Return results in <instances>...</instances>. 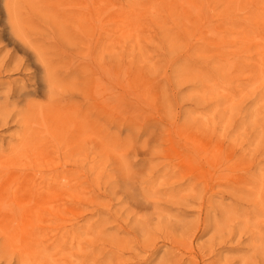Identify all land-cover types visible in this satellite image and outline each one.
Segmentation results:
<instances>
[{
	"label": "rangeland",
	"instance_id": "1",
	"mask_svg": "<svg viewBox=\"0 0 264 264\" xmlns=\"http://www.w3.org/2000/svg\"><path fill=\"white\" fill-rule=\"evenodd\" d=\"M154 19L147 18L132 33L135 38L114 42L109 52L111 112L127 121L112 128L111 137L119 142L106 157L95 151L84 161L77 158L83 192L94 196L92 204L84 202L78 226L95 229L92 236L80 230L73 241L83 246L78 259L88 253L91 258L96 249L101 264H174L177 258L192 264V257H199V264H264V205L259 198L264 196V54L235 47L234 56L226 50L187 48L185 33L176 40L173 28L156 26ZM3 47L0 41V63L6 55ZM18 77L12 76L11 81L17 78L13 84L0 79L1 102L8 88L15 87L9 98L12 113L18 111L22 88L31 95L41 90L35 75ZM152 122L160 130L156 143L143 144L145 137L137 139L128 130ZM22 126L0 124V148L14 146ZM169 138L179 139L171 150ZM202 145L210 147L205 155L195 152ZM219 149L232 155L229 165L223 166ZM212 157L221 159L213 172L218 176L207 179L202 167L196 170L193 164L207 171ZM121 161L142 169L132 184L151 207L136 209L123 187L119 192L126 169ZM171 163L184 164L186 170ZM252 163L259 167H250ZM232 186L240 192L234 193ZM15 257L0 254V264H17Z\"/></svg>",
	"mask_w": 264,
	"mask_h": 264
},
{
	"label": "bare ground",
	"instance_id": "2",
	"mask_svg": "<svg viewBox=\"0 0 264 264\" xmlns=\"http://www.w3.org/2000/svg\"><path fill=\"white\" fill-rule=\"evenodd\" d=\"M22 1L25 6L19 5V0H0V41L6 50L0 79L11 81L12 76L31 73L39 79L41 90L31 95L22 88L16 113L9 109L15 87L8 88L4 101L0 97V124H23L15 145L0 148V254L16 256L17 264H101L96 249L90 252L91 258L88 253L83 261L78 259L83 246L73 243L80 230L95 234L93 227L81 228V221L77 222L84 202L92 204L94 200L93 191L83 192L77 158L84 161V156L91 158L95 151L106 157L119 142L111 137L112 128L127 121L118 120L111 112L112 44L121 38H135L132 33L154 17L156 26L173 28L176 40L185 33L187 48L226 50L233 55L235 47L264 54V0ZM215 12L226 17L215 18ZM251 33L255 37L249 41ZM193 40L198 42L192 46ZM128 130L136 133L137 139L145 137L143 144L160 139L155 122L128 126ZM178 135L182 139V133ZM174 139L167 140L170 150L179 142ZM209 149L202 145L195 152L205 155ZM219 150L225 158L223 166L229 165L232 155ZM180 152L173 151L176 155ZM220 160H207V171L199 163L193 165L196 170L202 167L203 176L212 179ZM123 162L120 167L126 169L122 185H117L119 192L123 187L128 204L136 209L151 207L132 184L142 169ZM183 165L170 166L185 171ZM259 198L264 205V196ZM198 258L192 257V264H199ZM185 262V258H177L174 264Z\"/></svg>",
	"mask_w": 264,
	"mask_h": 264
}]
</instances>
